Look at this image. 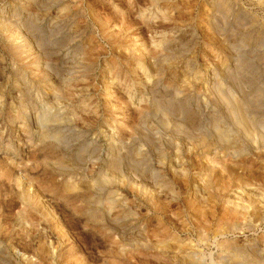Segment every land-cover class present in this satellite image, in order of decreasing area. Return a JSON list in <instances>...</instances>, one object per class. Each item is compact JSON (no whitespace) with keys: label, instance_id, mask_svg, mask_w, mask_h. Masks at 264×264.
<instances>
[{"label":"rangeland","instance_id":"1","mask_svg":"<svg viewBox=\"0 0 264 264\" xmlns=\"http://www.w3.org/2000/svg\"><path fill=\"white\" fill-rule=\"evenodd\" d=\"M227 238L264 264V0H0V264Z\"/></svg>","mask_w":264,"mask_h":264},{"label":"bare ground","instance_id":"2","mask_svg":"<svg viewBox=\"0 0 264 264\" xmlns=\"http://www.w3.org/2000/svg\"><path fill=\"white\" fill-rule=\"evenodd\" d=\"M55 119L56 120L58 119L57 116H53L52 118L48 117V118H45L44 120L46 122H49V121L55 120ZM235 239L227 238L226 240L224 239L223 241L219 240L216 242L215 247H217L218 250H217V254L213 258L214 264H248L249 262H251L253 259H256V258L260 260L259 264L262 263L263 258L261 256L262 255L261 250L259 251L258 248L256 249V251L258 250L260 252V254H261L260 255L254 249L255 247L258 246L257 243H254L252 245H248V244H245L243 242L244 244H239V242L236 241L239 239H236V240ZM259 240H260V238H259ZM261 242H263V241H261ZM192 251H193V254H195V255L198 254V251L196 249H193ZM199 258L201 261H199ZM201 262H202V258L198 256L197 257V264H201ZM203 262H202V264H203Z\"/></svg>","mask_w":264,"mask_h":264}]
</instances>
